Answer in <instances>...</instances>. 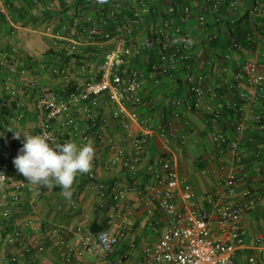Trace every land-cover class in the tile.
<instances>
[{
    "label": "built area",
    "instance_id": "2783aa9c",
    "mask_svg": "<svg viewBox=\"0 0 264 264\" xmlns=\"http://www.w3.org/2000/svg\"><path fill=\"white\" fill-rule=\"evenodd\" d=\"M29 2L35 17L47 14L52 6L44 0ZM238 2L202 0V13L196 20L205 33L206 43L219 40L218 30L209 27L208 12L214 14L213 25L218 27L224 23L222 9L235 8ZM83 5L73 16V26L85 32L93 44H110L98 63H81L73 71L67 60L81 55L79 41L73 39L69 40L65 54L50 60L42 56L30 70L18 68L11 59L0 60V69L6 68L9 75L17 74L23 80L21 84L10 81L5 87L7 99L14 103L16 121L26 117V102H31L36 110L35 134L47 132L54 142L71 140L78 145L91 140L114 152L111 164L121 160L125 184L100 179L94 163L86 173L88 179L96 181L98 208L107 210L109 223L115 225V230L78 226L68 242L58 228L52 227L34 246L24 231L35 223L34 219L19 215L28 183L18 177L20 173L13 164L17 155L8 154L0 159V259L6 260V264H22L21 254L37 256L45 251L50 240L66 247L69 264H94L88 256L108 255L117 248L126 231L132 229L133 211H144L150 233L159 236L143 246L142 264H237V255L243 250L264 251V233L249 242L242 229L244 217L264 197V58L235 57L242 44L233 36L223 51L221 66L223 73L233 67V76L223 74L220 81L210 85L206 82L207 75L194 67L197 52L190 34L176 24L180 15L188 18L192 14L188 3L179 7L172 2L166 13L161 14L157 0H132L127 24L123 30L114 32L111 26L122 20L118 11L121 0H83ZM87 6L95 8L93 17L84 16ZM8 7L0 0V13L6 14ZM250 13L260 19L261 26L264 0H252ZM226 22L236 30L235 17ZM140 37L142 43L136 46ZM186 40H191V44L185 43ZM145 52L153 53L149 71L135 64V59ZM36 75L50 77L57 85L42 88ZM162 76L178 79L184 90L167 98L171 115L157 123L150 111L152 105L145 111L142 108H147L146 80ZM11 79L9 76L8 80ZM103 100L110 106L109 114L99 111ZM187 112H201L207 123L222 125L212 135L213 147L218 157L229 156L234 164L233 169L220 165L225 175L206 193L204 204L177 169L169 147L172 142L187 140L192 129L176 121ZM110 119L124 131L128 152L117 150V142L110 138L107 132ZM224 127L233 130V138ZM153 135L162 141L164 151L148 157ZM245 147L251 149L250 155L243 154ZM202 171L208 173L209 169L205 167ZM126 257L106 260L105 264H124ZM248 264L264 261L251 255Z\"/></svg>",
    "mask_w": 264,
    "mask_h": 264
},
{
    "label": "crops",
    "instance_id": "0c3cea01",
    "mask_svg": "<svg viewBox=\"0 0 264 264\" xmlns=\"http://www.w3.org/2000/svg\"><path fill=\"white\" fill-rule=\"evenodd\" d=\"M9 5L6 14L0 13V60L11 59L18 68H28L30 70L38 64L41 57L47 60L55 56H62L66 52L69 40L78 39L77 45L81 49V55H73L67 60L70 68L77 71V66L81 63H98L103 55L109 50L110 44H93L87 40L85 32L73 26V16L79 13L83 5V0H44L52 6L48 13L35 17L31 13L29 0H3ZM176 2L178 6L188 3L191 6L192 14L185 18L180 15L176 19L192 39V44L197 52L194 63L196 70L207 75L206 82L213 85L221 80L222 75L233 76L234 68L230 67L228 72L223 73L222 54L231 37L240 39L242 48L235 51V57L240 59H261L264 58V19H256L251 16L250 8L252 0H239L237 7L222 9L224 23L214 26V14L208 12L210 29L215 28L219 32V40L212 44L206 43L205 33L202 32L196 16L202 13V0H157L158 9L161 14H165L170 3ZM132 0H121L118 9L122 20L120 24L111 26V30L121 31L127 24L128 8ZM95 8L87 6L85 17L94 16ZM229 17L237 19L234 30L226 20ZM85 25H88L85 23ZM260 32L262 34H260ZM67 38V39H65ZM143 38L140 37L135 45H140ZM81 42V43H80ZM152 52H145L138 56L135 61L139 68L144 71L151 70L150 63L153 60ZM11 76L12 79L8 80ZM38 84L42 88L57 85V81L44 75H36ZM21 84L23 81L19 75H9L6 68L0 69V132L4 135L0 137V159L8 154L19 152L22 147L23 136L15 139L14 134L6 129L15 131L24 130L35 134L36 119L35 107L31 102L25 106L26 117L22 121H16L13 102L7 99L5 87L7 84ZM184 85L179 80H169L165 77L151 78L146 80L145 95L148 99L147 108L154 114L155 122L161 123L169 118L171 112L166 106L169 97L181 94ZM11 100V99H10ZM100 113L109 114L110 106L105 100L101 102ZM178 125L191 128L187 140L184 143L172 142L174 161L179 172L184 175L192 184L198 198L204 204V196L212 191L218 178L223 177L225 172L220 169L221 164H226L229 169L234 168L233 159L229 156L218 157L215 153L212 135L219 130L222 125L219 123H207L201 112H187L176 118ZM231 138L234 137L233 130L224 127ZM107 132L110 138L117 142V150L129 151L124 131L120 125L114 121H109ZM94 142L95 154L93 162L98 167V177L125 184V171L121 160H116L114 152L107 147L98 146ZM199 150L200 153L197 152ZM203 152H202V151ZM164 151V145L157 135L151 137L148 157L160 155ZM244 155H250L251 149L245 147ZM207 167L208 173H203L202 169ZM143 169V165H141ZM18 177L27 179L23 174ZM143 179V172L140 181ZM96 181L87 178L82 174L76 178L72 186V197L66 199L62 194V188L51 183L47 188L39 187L28 183V189L21 202V218H33L34 224L24 228L27 239L37 246L41 239L49 234L52 227L60 230V235L68 242L71 241L74 231L78 226H87L93 229L110 228L115 230V225L109 223L107 210L98 208L100 201ZM133 227L127 230L121 237L117 248L106 256L96 258L91 256L90 260L94 264H105L106 260L116 261L120 256L127 255L124 264H142V248L147 241H155L158 235H152L147 226L148 215L144 211H133L131 213ZM164 222L165 220L162 219ZM119 222V219H117ZM242 229L247 240L250 242L257 236L264 233V197L257 207L242 220ZM255 255L264 261V251L246 249L237 255V264H248V258ZM66 247L58 242L48 240L45 251L37 256H20L22 264H69L66 260ZM6 260L0 259V264H6Z\"/></svg>",
    "mask_w": 264,
    "mask_h": 264
},
{
    "label": "clouds",
    "instance_id": "9594fccd",
    "mask_svg": "<svg viewBox=\"0 0 264 264\" xmlns=\"http://www.w3.org/2000/svg\"><path fill=\"white\" fill-rule=\"evenodd\" d=\"M184 42L191 44V40ZM6 130L13 132L15 139L24 138L13 164L28 183L47 188L54 182L62 188L64 197L70 199L76 178L88 173L92 167L95 154L93 142L88 140L78 145L66 140L60 143L54 142L47 132L31 134L24 130ZM3 135L0 132V137Z\"/></svg>",
    "mask_w": 264,
    "mask_h": 264
},
{
    "label": "trees",
    "instance_id": "16d2710c",
    "mask_svg": "<svg viewBox=\"0 0 264 264\" xmlns=\"http://www.w3.org/2000/svg\"><path fill=\"white\" fill-rule=\"evenodd\" d=\"M135 64L137 65V62L135 61ZM163 77V76H162ZM166 78V77H165ZM168 79V78H167ZM170 80V79H169ZM172 80V79H171ZM148 99H145V103H148L147 101ZM93 229V228H92ZM95 230H98V229H95Z\"/></svg>",
    "mask_w": 264,
    "mask_h": 264
},
{
    "label": "rangeland",
    "instance_id": "374dc122",
    "mask_svg": "<svg viewBox=\"0 0 264 264\" xmlns=\"http://www.w3.org/2000/svg\"><path fill=\"white\" fill-rule=\"evenodd\" d=\"M201 151H202V150H201ZM197 152H198V153H200V152H199V150H197ZM202 152H203V151H202ZM87 256H88V255H87ZM88 258L90 259V258H91V256H88Z\"/></svg>",
    "mask_w": 264,
    "mask_h": 264
}]
</instances>
